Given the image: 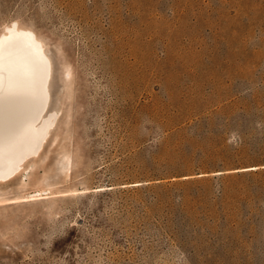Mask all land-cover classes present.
<instances>
[{
  "label": "rangeland",
  "instance_id": "rangeland-1",
  "mask_svg": "<svg viewBox=\"0 0 264 264\" xmlns=\"http://www.w3.org/2000/svg\"><path fill=\"white\" fill-rule=\"evenodd\" d=\"M14 24L55 124L0 182V264H264V0H0Z\"/></svg>",
  "mask_w": 264,
  "mask_h": 264
},
{
  "label": "bare ground",
  "instance_id": "bare-ground-1",
  "mask_svg": "<svg viewBox=\"0 0 264 264\" xmlns=\"http://www.w3.org/2000/svg\"><path fill=\"white\" fill-rule=\"evenodd\" d=\"M51 61L33 31L18 24L0 36V182L16 177L43 149L55 115L46 117Z\"/></svg>",
  "mask_w": 264,
  "mask_h": 264
}]
</instances>
